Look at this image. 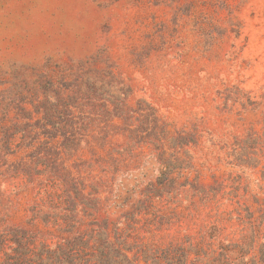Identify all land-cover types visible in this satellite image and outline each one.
Segmentation results:
<instances>
[{
  "label": "rangeland",
  "instance_id": "rangeland-1",
  "mask_svg": "<svg viewBox=\"0 0 264 264\" xmlns=\"http://www.w3.org/2000/svg\"><path fill=\"white\" fill-rule=\"evenodd\" d=\"M0 264H264V0H0Z\"/></svg>",
  "mask_w": 264,
  "mask_h": 264
}]
</instances>
